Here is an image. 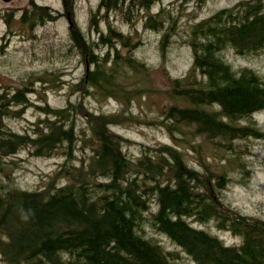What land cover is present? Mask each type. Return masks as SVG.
Wrapping results in <instances>:
<instances>
[{
	"label": "trees",
	"instance_id": "16d2710c",
	"mask_svg": "<svg viewBox=\"0 0 264 264\" xmlns=\"http://www.w3.org/2000/svg\"><path fill=\"white\" fill-rule=\"evenodd\" d=\"M144 2L100 0L90 16L88 36L76 23L69 29L68 57H79L85 67L69 89L77 94L76 101L53 108L31 100L29 94L40 83L41 88L58 84L54 71L32 73L13 91L0 85V264H184L176 250L147 237L145 227L165 236L192 264H264V220L240 213L222 196L229 184H245L234 179L231 168L243 182L249 177L240 144L246 148L249 141L264 139L255 117L264 112V76L250 67L234 69L225 58L228 52L242 59L264 57V0H249L189 25L183 41L192 62L183 77L168 78L173 105L157 121L174 144L141 145L138 157L132 158L123 150L131 142L112 129L125 120L122 111L96 114L84 101L94 95L124 100L139 95V89L128 90L122 80L133 75L144 84L149 67L130 51V36L113 27L109 16L137 20L152 10L153 3ZM99 14L105 29L94 31ZM170 16L175 17L170 11L150 15L146 26L170 33L172 19L169 29L163 28ZM55 18L44 8H33L21 15L20 23L31 31ZM167 39L158 43L162 60ZM115 41L127 49L125 55ZM27 108L35 109L39 118L22 132L10 129L6 120H20ZM127 119L133 120L130 115ZM182 128H192V136L203 137L220 152L224 166L212 170L205 164L197 141L189 149L201 169L189 164L178 148L187 144L176 136ZM22 151L39 158L63 157L43 189H19L6 173L17 163L4 159ZM209 224L238 243L226 245L196 227Z\"/></svg>",
	"mask_w": 264,
	"mask_h": 264
},
{
	"label": "rangeland",
	"instance_id": "374dc122",
	"mask_svg": "<svg viewBox=\"0 0 264 264\" xmlns=\"http://www.w3.org/2000/svg\"><path fill=\"white\" fill-rule=\"evenodd\" d=\"M170 1H162V5L167 9L165 14L169 11L174 16L177 14L174 18L170 16L164 23L163 28L169 29L168 22L172 19L171 22L174 25L170 33H156L152 31L156 29L155 27L146 26L150 30L144 29L142 24L148 19L149 16L147 15H139L137 20L131 19L126 22L122 21L118 13L109 16V21L113 27L116 26L124 35L130 36L132 44H134L130 51L149 67V72L146 74L147 81L144 84L138 83L139 78L133 75L122 80L128 90L139 89V95L135 98L128 97L127 100L123 98H103L100 95H94L84 101L85 106L96 114L115 115L122 111L125 120L114 125L112 129L117 135L131 142L123 150L132 158L138 157L141 145L174 144L166 129L159 125L157 121L162 118V111L173 105V101L168 95L170 91L168 78L183 77L190 68L192 58L183 41V37L189 31L191 23H186L185 18L181 20V14L176 11L175 7H168ZM234 1H210L203 17H209L222 9H230ZM36 2L45 11L53 12V16L56 18L53 22L31 31L20 23V17L24 12L31 14L33 11L34 7H30L28 0H14L10 5H0V85L13 91L19 87L22 79H28L33 75L32 73L45 70L54 71L59 77L58 84L49 88H41L43 83H40L35 87L36 91L30 93L29 96L36 104L46 102L53 108H63L68 100L76 101L78 99L77 94H69V89L84 75L85 67L80 62L79 57H68L71 55L67 54L70 48L69 28L65 19L66 12L63 11L59 0H36ZM99 2L100 0H76L73 22L78 25L81 32L85 33L86 36H88L90 16L97 9ZM159 8L160 5H155L151 12L155 13L159 11ZM102 16V14H99L95 18L96 28L93 29L94 31L105 29V22L100 18ZM6 20H8V23ZM165 36H168V39L163 52L165 59L162 60L158 43ZM95 37H97V33L92 35V39H95ZM112 44L118 46L116 49L121 54H126L127 49L119 45L117 41ZM105 52L107 50L102 51V53ZM225 58L234 69L250 67L264 76L263 55L257 58L242 59L235 57L232 52H228L225 53ZM39 95L44 97L43 100ZM125 101L129 103L127 107ZM128 115L133 118L132 121L127 119ZM255 117L258 125L264 129V112ZM38 118L39 114L35 109L27 108L20 120L7 119L6 123L13 131L22 132ZM78 125L85 128L82 119H79ZM181 131L182 133H177L176 136L185 139L187 144L180 143L178 148L189 164L201 169L198 158H195L189 149V144H198L203 150L202 160L212 170L217 165L224 166V162L219 159L221 153L212 148L203 137L192 136V128H182ZM242 145L241 143L239 149L245 152L243 160L247 165V170L250 171L249 177L246 182H243L242 175L237 176L235 167L231 168L234 179H240L245 184H229L222 193L223 200L230 207L246 216L258 217L264 220V139L251 140L246 144V148H243ZM85 152L89 153L87 150ZM76 157L79 160L81 154L78 152ZM4 160L8 163L11 161L17 163V168L13 171L6 170L13 185L22 190L34 191L41 190L46 186L60 169L63 157L58 154L39 158L29 156L27 152L22 151L15 157ZM77 160L74 165L77 164ZM152 210H156L155 206H152ZM196 227L208 230L211 234L219 237L226 245L230 246L238 243L236 238L229 233L217 231L212 224L206 226L196 225ZM144 231L147 237L157 239L165 249L169 251L176 250L180 255L181 262L192 264L187 256L178 247L173 246L165 236L154 233L148 227H145Z\"/></svg>",
	"mask_w": 264,
	"mask_h": 264
},
{
	"label": "flooded vegetation",
	"instance_id": "af4514ba",
	"mask_svg": "<svg viewBox=\"0 0 264 264\" xmlns=\"http://www.w3.org/2000/svg\"><path fill=\"white\" fill-rule=\"evenodd\" d=\"M157 1L162 2L163 0H148V2L145 0L144 6L149 5L151 2L153 3V2H157ZM210 1H212V0H171L168 3V7H170V8L175 7L177 12H181L184 15L183 17L185 18L184 21L186 23L190 22L191 23L190 25L195 26V25L202 24L203 22H205L209 18L207 16L203 17V14L206 10L207 4ZM248 1L249 0H235L233 5L230 8L237 6L236 9H238L239 7L243 6V5H239L240 3H244V2H248ZM13 2H14V0H0V5L1 4L10 5ZM59 2L61 3V7H62L63 11L66 12L65 19H66L68 25L71 24V25H69V29H70L74 25L73 16L75 14V9H76V0H59ZM28 3L30 4V7H32V8L35 6L41 7L37 4L36 0H28ZM220 11H223V9ZM217 12H219V11H217ZM217 12H215V13H217ZM157 13H158V11H156L154 14L156 15ZM215 13H213V14H215ZM0 15H1V11H0ZM15 15H16V13H15ZM142 15H145V14L142 13ZM145 22L142 24L143 27L146 26Z\"/></svg>",
	"mask_w": 264,
	"mask_h": 264
}]
</instances>
